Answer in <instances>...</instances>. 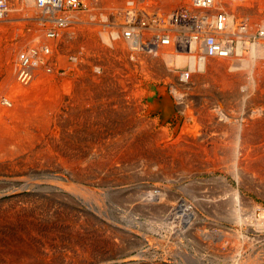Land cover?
<instances>
[{
  "label": "bare ground",
  "instance_id": "6f19581e",
  "mask_svg": "<svg viewBox=\"0 0 264 264\" xmlns=\"http://www.w3.org/2000/svg\"><path fill=\"white\" fill-rule=\"evenodd\" d=\"M7 1L9 10L0 22L16 19L12 14L22 10V13L18 12L19 15L22 14L19 19L23 20L18 21L19 26L31 23L32 20H36L40 26L38 25L39 27H36L33 33L30 31L31 34L23 35L15 47L10 45L4 54L6 64L4 69L7 70L8 75L5 74L8 78L4 75V80L0 79V264H47L52 258H50V252L39 250L40 246H37L35 240H41L44 247L49 248L50 239L60 233L54 234L55 231L58 232L54 226L56 222L79 221L87 223V226L95 224L103 229L104 224L108 223V216L102 209L104 207L102 204L117 203L122 195L120 186L126 185L128 188L130 185L125 181L130 180L132 174L138 171L135 167L137 171L132 173L135 164H138L145 173L151 166L160 165L157 163L162 159L161 155L164 151V158L173 159L172 162H175L180 169L185 168V164L188 166L189 154L192 153L189 148L193 146L194 141L191 138L186 141L183 137L185 134L188 136L191 134L190 129L180 127L184 130H180L183 133L178 131L180 135H177L174 132L177 137L168 139L163 131L156 132L155 137L146 133L148 122L146 125L133 123L132 112L134 111L132 110L136 109L135 105H138L136 101L140 97H149L147 95L149 92L146 93L144 88L141 90V87L137 89L131 86L134 81L132 73L137 71L136 68H140L138 71L142 77L145 76L146 81L151 80L150 78H157L156 80L160 79L164 82L171 80L170 84L173 83L170 91L175 102L183 101L184 94L190 87L199 89L201 86L207 88L208 92L220 86V89L226 88L233 92L232 94L230 92V98L236 97L235 94H237L243 102H250L253 98L255 100V92H262L260 87H264V63L261 62L264 61V15H256L264 10V0H212L211 4L204 9L195 7L193 0H81L85 8L82 11L67 8V0H63V9L58 12H53L57 9L40 6L37 0H20L21 5L17 4L19 1H14L11 5L9 2L11 0ZM180 11H187L190 15L198 17L206 15L207 19L194 34L185 38L187 43L182 41L181 45H178L179 39L183 37L180 36L174 22ZM50 13L51 16L48 15ZM242 15L247 17L246 20L241 19ZM41 19L49 20V22L42 24ZM137 23L138 26H135ZM141 25L145 29L138 28ZM11 27L9 29H12ZM16 30L18 32V28ZM210 36L219 46L218 51L212 55L208 53L205 43ZM164 38L168 39L167 45H164ZM186 47H189V53ZM21 54L28 58L29 63L23 69L18 67ZM224 67L225 69L221 72V68ZM19 70L23 71L21 76L17 74ZM228 74L235 75L228 76ZM167 96L163 93V100L153 102L155 105L152 108L155 111L163 110L170 115L173 105ZM205 100L204 102H207ZM217 108L216 112L220 113L218 118L226 120L227 128L236 134L234 141L230 139L232 144L229 151L228 149L226 151L238 160L241 156L243 157L242 162L246 167L245 169L239 167L241 171L264 180V142H262L264 139L260 140L258 137L264 136V110L249 112L248 115L251 116L249 118L252 120L248 121L247 117V121H244L245 115L236 117L237 114L245 111L241 108L236 109L233 105H230L229 109L228 107ZM139 110L136 109L137 112ZM226 110L232 114L230 113L229 116L228 112L225 113ZM209 113L211 115V111ZM200 119L197 117L198 121ZM195 124L197 127L198 123ZM200 125L196 131L203 128V126L199 127ZM204 125L207 126V124ZM211 129L212 126H210ZM226 131L229 132L226 129L224 133ZM159 137L161 140L164 138L163 147L156 140ZM203 142L206 144L204 140ZM210 146L214 153L225 152L226 146L216 145V142ZM199 148L197 150H200ZM216 159L217 156L214 159L215 164ZM218 159L220 161V158ZM190 161L191 159L189 163ZM230 162L232 163V159ZM165 164H162L166 166L162 168V171L167 179L171 177L169 172L172 170L169 171L170 168ZM230 166L232 168V165ZM50 167L56 168L60 173L53 175L42 172ZM32 169H39L40 171L37 170V172L41 174L30 175ZM121 172H125L124 178L120 177ZM151 175L153 174L151 173L150 177L154 176ZM235 177V181L236 179L240 181V177L236 174ZM138 179V177L135 178V183ZM144 186L143 189L146 191L148 187ZM161 186L164 185L161 184ZM149 188L148 190L153 189ZM145 191L138 197L139 202L132 203L134 215L130 214V220L125 221V227L123 226L125 241L128 248L136 252L137 262L139 260L140 264H164V261H177L178 264H203L200 261H190L183 253H174L169 243L168 233L164 239L167 240L165 242L168 246L167 253L163 251L158 255L149 250L152 235H154L152 231L164 224V219L170 221L169 231L175 233V236L179 234L176 237L178 238L180 235L185 236L184 230L193 225L197 216L196 210L182 205L174 200L175 197L173 198L172 195L169 197L172 202L168 201L164 204V201L157 200V198L164 200V195L159 192ZM235 191L236 198H239L240 193ZM233 210L232 220L238 224L243 237L244 231L252 222L250 218L252 214L256 213L257 216L264 218V209L254 203L240 202ZM215 212L217 213L216 210ZM221 213L224 212L221 211ZM119 226H116L117 232H114L117 236ZM78 229L76 230L79 231ZM192 231H195L196 235L205 234L204 229L201 228ZM67 238H70L71 242L75 241V236ZM230 239L229 235L221 232L219 242H216L217 240L216 243L212 242L213 246L210 247L215 257L211 256L216 259L215 261L219 260L222 264H262L264 261L262 252L254 255L248 252L249 255L245 253L243 255L245 246H251V243L248 244L246 240L239 247L230 245L222 249V246L224 247L226 242L229 243ZM164 240L157 241L156 247L164 243ZM81 256L87 255L82 253Z\"/></svg>",
  "mask_w": 264,
  "mask_h": 264
},
{
  "label": "rangeland",
  "instance_id": "374dc122",
  "mask_svg": "<svg viewBox=\"0 0 264 264\" xmlns=\"http://www.w3.org/2000/svg\"><path fill=\"white\" fill-rule=\"evenodd\" d=\"M14 1H17V2L19 1L17 4L18 5H21L20 4V0H13V1L11 0V1H9L10 2V5ZM18 12L19 13L20 12L22 13L23 11L22 10H17V13L15 11L12 14V16L15 15L14 17H16V19H10L9 21H2V22H0V47H1L0 48V72H1L0 73V77H1L0 79H3V80H4V75H5V77H6V74L8 75L7 70L4 69V67L6 68V66H5L6 64H5V60H4V58H5L4 57V54H5L6 50L10 47V45H11V47H15L17 45V43H19L21 41L20 38H22L23 35L33 33L34 32L33 30L36 27H39L40 26L36 20L35 21L32 20L31 23L28 22V23H25V24H21V26H19L20 25L19 22H22L23 20H20L19 19L22 14L19 15ZM152 13H154V12H152ZM258 14L260 16H263L264 15V10H261L260 13H256V15H258ZM11 18H13V17H11ZM242 18L244 20H246L247 17L245 18L244 15H242L241 16V19ZM12 20L14 22H16V23H14ZM143 20L144 21H147L146 19H143ZM10 21H12L13 23L10 22ZM33 24H34V26H33ZM35 24H36V26H35ZM2 27L3 28L4 27H7V28H4L5 29L4 30ZM10 27L14 30L13 32H12V29H9ZM17 28H18V32L16 30ZM9 30H10V32H9ZM30 31H31V33H30ZM6 35H7V37H6ZM14 36H15V38H14ZM8 37H10V38H8ZM6 38H8V39H6ZM15 58H16V56H15ZM1 61L3 63H1ZM140 65L138 64V66H140ZM138 68H136L137 71H135L134 73H132L133 76H134V78L132 77V79L134 81H132L133 83L131 84V86L134 87V88H137V89L139 87H141L140 88L141 90L144 88L143 90L146 91V93L149 92L147 94V95H149V97L148 98L147 97L146 98L140 97L139 100L136 101V103L138 105H135L134 104L136 106L137 111L139 109L140 110H139V112H137L135 108H134V110H132V111L135 112V113L132 112L133 113V118H132L133 123H136L135 125H141V124H145L146 125L147 122H148V124L146 125L147 126L146 127V131H145L146 133H148L149 135L151 134L150 136H152V137H155V135H157L156 132L159 131L158 133H160V132L163 131L164 132V135H166L168 139H174L175 137H177V135H180L178 133V131L180 132V130H183L182 128H188V129H190L191 130V132H190L191 134L189 136H188V134H185V136L183 134V136H184L183 139L187 141L188 138H191L194 141L192 145L193 146L196 145V146H194V147L193 146H190V148H189V150H191L190 152H192L193 154L192 153L189 154V157L190 158L188 159V166H187V164H185V166H184L185 168H181L180 169L178 167V165L176 166L175 162L174 163L172 162V161H174L173 159H169V157H165L164 158V151L162 152V155H161V156H163L162 159L164 158V161L161 159L160 162H162V163H160V162L157 163V164H160L159 166H157V165H156L157 167L156 166H153V167L151 166L150 168H148V170L145 173L138 166V164H135L134 165V170H132V173H134V171L136 172L138 170L136 172L137 175H136V173H134V175L132 174V177L130 178L131 181L130 180H126L125 181V182H127L126 184L130 185L128 188H127L126 185H123V186L121 185L120 186V188H122V190H121L122 191V195H120L121 198L117 201V203L112 204V203H108V202L106 203L105 202V203L102 204V205H104V207H102V209L106 211L107 216H108V220H107L108 223L107 224H104L103 229H101V227L99 228V226H97V225L95 226V224H88V226H87V223H80L79 221H74V222L59 221V222L54 223L55 228H57V230H58V232L55 231L54 234H56V233L58 234L60 232L58 235H56V237H54V238H56L57 241L54 238H51L50 239L51 240L50 241L51 244L49 243V245H48L49 248H46V247H44V245H43L44 243H42L41 240H39V239H36L35 240L34 239L37 242V246H40V248L39 247H35V246H34V248H39V250L42 249L41 251H44L46 253H49L50 252V258L51 257L52 258H51V261H48L47 264H49L50 262H51L50 264H54L53 262H55V264H128V263L129 264H136V263L137 264H140V261L138 260V262H137V260H136L137 259V257H135V253L136 252L134 250L131 251L128 248V244L125 241V233H123V231L125 229L124 228L125 227V221L128 222V220H130L129 215L132 214V213L134 215V210H133L134 209V206H133V204L139 202V200H138L139 198L138 197H140L141 194L143 193V191H145L143 189L145 187L144 185H147L148 188L150 187L149 189H151V188H153V189L148 190V188H147L145 192H147V191L148 192H152V193L159 192L160 194L164 195V200L157 198L158 201L159 200L160 201H164V204L167 203L168 201L169 202H172V200L169 199V197H171V195H172L173 198L175 197L174 200L182 203V205L188 207L191 210H194V211L196 210L195 213H196V216H197L196 217L197 219L193 223V225L191 227H189V228H186L187 230H184L185 233H186L185 236L182 237L180 235V237H178V238H176V237L179 234H177V236H175L176 235L175 233L169 231V227H170L169 226V222L170 221L168 219H164L165 220L164 221V224H162L161 226H159L158 229H155V230L152 231L154 233V235H152V237H153L152 238V244L149 247L150 248L149 250L151 252L158 253V255L160 253L162 254L163 251H164V253H167L168 250L166 251V249L168 248V246L165 245V242L167 240H164V239L169 234L170 235V236H168L169 237V240H170L169 243L171 244V247L174 250V253H177V252L178 253L179 252L180 253H183L190 261H200L203 264H210L209 262H211V264H213V263H215V264H222L219 260L218 261H215L216 259L214 258L215 257L214 251H212V249H211L210 246L211 245L213 246V243L219 242V240H218L219 239V235L221 234V232H224L225 234L229 235L231 237V239H230V242L229 243L226 242V244H225L224 247L222 246V249L228 248L230 245H238V247H239V245L243 244L244 241L246 240V241H248V244L251 243L250 244L251 246L250 245H249L250 247L245 246L243 255H245V254H248L249 255V253H250V255L251 254L254 255L255 253H258V252L264 253V218H261L259 215L257 216L256 213H254L255 215L252 214L250 216L252 222H250V224L248 225L249 228L244 231V237H243L241 235V232L239 231L238 224H235V221L232 220V216L233 215H231L232 210L234 208H236L237 203H240V202H242V204L254 203L256 205L261 206L264 209V180L259 179L255 175L254 176H251L249 173H246V172L244 173L243 170L241 171L240 169L242 167L244 169L246 167V165H244V163L242 162L243 161V157L241 156L242 158L240 157V159L238 160V159H236L234 157V155H231V154H229L227 152V151H229V147L232 144L231 140L233 139L232 141H234L236 139L235 138L236 134L232 133L230 131V129L227 128L228 122L226 120H223L222 118H218L220 116V113L219 112H216V110H214V109L210 110L211 108H210L209 97H208L209 96V92L207 91V88H204L203 86H201L199 89H194V87H190V89H187L186 92H185V94H184L185 95L184 96L185 99L183 101L177 100L175 102L174 101L175 99H174V97H173V95H172V93L170 91L171 85L173 83L172 82L170 84V81L171 80L168 79L167 82H164L163 80H160V79L159 80H156L157 78H154V79L150 78L151 80H147L146 81V79L144 78L145 76L142 77V75L138 71ZM2 70H3V72H2ZM14 74H15V72H14ZM230 75L232 76V75H235V74H228V76H230ZM6 78H8V77H6ZM136 78H138V79H136ZM142 84H143V86H142ZM165 86L167 87V89H166ZM260 88H261L260 90H263L262 88H264V87H260ZM5 89L7 90V88H5ZM200 89H201V91H199ZM204 90H205V92H204ZM263 92H264V90H263ZM163 93H164V95H166V96L168 95L169 96L170 102L172 101L171 102V105H173V110H171L172 113L170 115L164 113L163 110L156 109V111H155V109L152 108V106L155 105V103H153V102H156V101L160 102V101L163 100ZM204 95H205V97H204ZM205 98H207V100H205ZM204 100L207 101V102H204ZM142 103H144L145 105L142 104ZM150 103H151V106H150ZM206 108H208V109H206ZM190 109H192V110H190ZM198 110H200V111H198ZM210 111H211V115L209 113ZM203 112H204V114H203ZM205 112H207V113H205ZM226 112H228V115L230 116V113L231 112H229L227 110L225 111V113ZM249 112L251 113L253 111H246L245 110V111H243L242 114H237L236 117H239L240 115L242 117V116L245 115L244 118H243V120L244 121L245 120L247 121V119L250 116V115H248V114H250ZM208 113H209V115H208ZM189 115L191 116V118H190ZM139 117H143V118H139ZM166 117H168V118H166ZM197 117H198V119L201 118L199 120L200 122L197 120ZM147 118H150V119H147ZM178 118H179V120H178ZM154 119H156V120H154ZM231 119H233V118H231ZM233 120H231V121H233ZM251 120H252L251 118L248 119V121H251ZM153 123L154 124L156 123V124L154 125ZM161 123H163V124H161ZM184 123L186 124V126H185ZM195 123H198V125H200L199 123H201V125L199 127L203 126V128L201 127L199 129V131H196V130H198V125H197V127H195L196 126ZM215 123H221L222 125L221 126H215ZM204 124H207V126L204 125ZM211 124H213V125H211ZM160 125H161V127H160ZM152 126H154V128ZM189 126L190 127L193 126L191 128L194 129L195 131H193ZM208 126H209V129H208ZM210 126H212V129L211 130H210ZM180 127H182V128H180ZM213 127L214 128L216 127L218 129H216V128L214 129ZM204 128H205V130H204V133H203V129ZM222 128L224 129L223 131L220 130ZM226 129L229 130V132L226 131V133H224V131ZM219 130H220V132H219ZM154 131H155V133H154ZM174 132L177 135L174 134ZM180 133H183V132L181 131ZM196 133H198V134H196ZM172 134H173V136H172ZM206 134H207V136H206ZM193 136H195V137L197 136V137L196 138L195 137L193 138ZM212 137H214V138H212ZM258 137H260L259 138L260 140L262 138L264 139V136H258ZM156 140L159 143H161L160 146L164 142V138L161 140L160 137H159V139L156 138ZM199 140H201V141H199ZM203 140L206 142V144L203 142ZM211 140H213V141H211ZM224 141L226 142V144H225ZM213 142H216V145H222L223 147L226 146L225 147V152H221L220 153V152L217 151L216 153H214L213 151H211L212 150L211 149L212 147L210 146V144H212ZM262 142H264V140H262ZM199 143H202L203 145L205 144L206 147H204L205 145L203 146L202 144H199ZM207 143H209V144H207ZM207 146H208V148H207ZM161 147H163V145ZM195 147H197V148L195 149ZM198 147H200L199 148L200 150H197ZM202 148H203V150H202ZM227 153H228V155H227ZM198 154H200V155H198ZM201 154H203V155L201 156ZM215 156H217V159H216L217 160L216 161L217 163L216 164H215V160H214L215 159ZM218 156H220V157H218ZM210 157H212L213 160ZM218 158H220V161L221 162L219 161ZM190 159L192 161V162L190 161L191 164L189 163V160ZM206 159L208 161V162L206 161L207 163L205 162ZM231 159H232V163L230 162ZM168 160H170V162H168ZM202 160H204V161L202 163H200V161H202ZM165 161H166V164L168 165V167L170 168L169 171L172 170V171L169 172L170 173L169 175H171V177H169L167 179H166V177H164L165 176L164 175V171H162V168L163 167H166V166L162 165V164H165ZM171 163H172V165H171ZM196 163H199V164L197 165ZM204 164H205V166H204ZM212 164H213V166H212ZM191 165L194 166V167H192ZM206 165L208 167H206ZM230 165H232V168H231ZM197 166H198V168H197ZM135 167H137V170H136ZM239 167H241V168H239ZM159 168L161 169L160 171H159ZM230 169H231V171L229 172ZM238 169L240 171H238ZM37 170H39V169H32V170H30V173L29 174L32 175V174L39 173V172H37ZM163 170H165V169H163ZM174 171H175V173H173ZM208 171H210V172H208ZM42 172L48 173V174H53V175H56V174L60 173V171L57 170L54 167L53 168L52 167L45 168ZM150 172L154 175V176L151 175L153 177H150V174H151ZM189 172H192V173H189ZM194 172H195V174H193ZM142 173H143V175H142ZM146 173H150V174H146ZM234 173L236 174L237 177H240V181H238L237 179H236L237 182L235 181V178L236 177H235V174ZM39 174H41V173H39ZM124 175H125V172H121L120 173V177L121 178H124ZM160 175H161V177H158ZM183 176H186V177H183ZM137 177L139 179L136 180V183H135V178L137 179ZM162 177H164V178L162 179ZM247 178H248L249 181L247 180ZM140 179H141V181L142 180L143 181L142 182L139 181ZM144 179H146V180H144ZM260 180H261V182H260ZM129 181H130V183H129ZM132 182L134 183L133 186H132V184H133ZM144 182H145V184H144ZM160 183L162 185H164V186L162 187ZM169 183L171 185H169ZM175 183H176V185H175ZM249 186H251V187H249ZM154 188H156V189L154 190ZM132 189H134V190H132ZM232 190H233V193H232ZM235 190H237V192L240 193L239 198H236V196H235V192L236 191ZM139 191H141V192H139ZM127 193H128V195H127ZM241 193L243 195H241ZM168 195H170V196H168ZM232 196H233V198H232ZM241 197H243V198H241ZM125 198H127V199L125 200ZM122 203H123L124 206L123 205H120ZM213 207H216V209H213ZM130 208H131V210L129 211ZM218 209H219V212H218ZM227 209L230 210V211H228ZM215 210L217 211V213L215 212ZM221 211H223L224 213H221ZM226 212H227V214H226ZM73 224H74V226L76 225V227H74ZM119 224H122V225L119 226ZM84 225H86V226H84ZM116 226H119V227H117L118 230H119V232H118L119 233L118 234L119 237L114 234V232H117V231H115ZM155 226H156V224H155ZM195 227L196 228H201L202 230L204 229V233L205 234H201L200 233V234H197L196 235L195 231H192V230H196ZM105 228H107V230ZM71 229H72V231H69ZM76 229H78L81 232L77 231ZM88 230H89V232H88ZM65 231H66V235H65ZM101 232H102V234H100ZM72 233H73V235H72ZM61 234H62V236H64V238L61 236ZM72 236H75V241L74 242H71V239L70 238H67V237H72ZM83 237H85V238L87 237V239H85ZM170 237H172V238H170ZM95 238H97V240ZM186 238H188V239H186ZM82 239H84V240H82ZM161 239L164 240V243H162L161 245H158L156 247L155 244L157 243V241H160ZM221 239L223 240L225 238H221ZM221 239H220V241H221ZM89 240H92V241H89ZM94 240H96V241H94ZM178 240H180V241H178ZM80 242H81V244H80ZM180 242H181V244H180ZM183 242H185V243H183ZM209 242H211V244H209ZM74 243H75V245H74ZM83 243H84V245H82ZM87 243H89V244H87ZM100 243H102V244L100 245ZM104 243H106L107 246ZM46 244H47V242H46ZM77 245H79V246L81 245V246L79 247ZM252 246H253V249H251ZM99 247H100V249H99ZM96 248L99 249V251ZM261 250H263V251H261ZM90 251H91V253H90ZM95 251H97V252H95ZM82 253L83 254H86L87 256H81ZM87 253H89L90 255H92V257L89 254H87ZM259 254L257 255V257L259 256ZM55 255L58 256V257H56ZM66 255H68V256H66ZM156 255H154V256H156ZM211 255L214 256V257L212 258ZM73 257L74 258L77 257V258L74 259ZM262 259H263V255H262ZM164 264H178V262L177 261L176 262H174V261H169V262L164 261ZM262 264H264V261H262Z\"/></svg>",
  "mask_w": 264,
  "mask_h": 264
},
{
  "label": "built area",
  "instance_id": "2783aa9c",
  "mask_svg": "<svg viewBox=\"0 0 264 264\" xmlns=\"http://www.w3.org/2000/svg\"><path fill=\"white\" fill-rule=\"evenodd\" d=\"M37 1H38V4L42 7H45V8L49 7L51 9H57L53 12H58V11H61L63 9L62 8L63 0H37ZM211 1L212 0H193V3H194L195 7H197V8L199 7L201 9H204L211 4ZM66 4H67V8L80 10V11L85 9L81 0H67ZM8 10H9L8 1L7 0H0V20L4 19L6 17ZM48 11H50V9H48ZM50 12H52V10ZM48 15L51 16L52 14L50 13ZM218 17L220 19L221 16L219 15ZM58 18H61V17H58ZM206 19H207L206 15L198 17L196 15H190L187 11H180L177 14L175 22H174L180 36L183 37L182 39H179L178 45H181L182 41L183 42L186 41L185 38H187L188 35L190 36V35L194 34L195 30L197 28L201 27ZM41 21H43L42 24L49 22V20H43V19H41ZM59 22H61V20H59ZM135 26H138V23ZM138 28L145 29L142 25H141V27L139 26ZM125 33H130V32H125ZM260 34H261V32H260ZM127 36L129 37V35H127ZM163 40H164V45H167L168 39L164 38ZM186 43H187V41H186ZM205 43L207 46L208 53L210 55L215 54L218 51L219 46L214 41L213 37H211V36L208 37ZM186 46H187V44H186ZM185 49L189 53V47L188 48L186 47ZM28 65H29L28 58L25 57L23 54H21L20 55V63L18 66L19 69H23L24 67H26ZM17 74L19 76H21L23 74V71L19 70V73H17ZM24 75H26V73H24Z\"/></svg>",
  "mask_w": 264,
  "mask_h": 264
},
{
  "label": "crops",
  "instance_id": "0c3cea01",
  "mask_svg": "<svg viewBox=\"0 0 264 264\" xmlns=\"http://www.w3.org/2000/svg\"><path fill=\"white\" fill-rule=\"evenodd\" d=\"M261 62H263L264 63V61H261ZM225 69V67L224 68H221V72L223 71ZM243 70V69H242ZM218 87V88H217ZM222 88V87H221ZM219 89H220V86H216V87H214V89H212L210 92H209V104H210V108L211 109H213L214 108V110L218 107V106H220V107H218L217 109H221V108H223V109H226L227 107H228V109H229V106L231 105H233L234 106V108L236 107V109H239V108H241L242 110H246V111H253V110H264V92H263V90H264V88H262L263 90H262V92H259V91H256L255 93H256V97H255V100H254V98H253V100H250V102H248V101H245V102H243V100L241 99L240 100V98L239 97H237L238 95L237 94H235L236 95V97H233V98H230V96H231V94L233 93V92H231L229 89V92H228V90L225 88H223L224 89V91H223V89H220V91H219ZM222 90V91H221ZM225 92V93H224ZM230 92H231V94H230ZM221 93V94H220ZM227 93V94H226ZM223 94H225V95H223ZM229 94H230V96H229ZM240 94L242 95L243 94V92L241 91L240 92ZM221 98H220V97ZM228 100H227V99ZM226 99V100H225ZM234 100V101H233ZM237 100V101H236ZM239 100V101H238ZM211 101H212V103H211ZM236 101V102H235ZM221 102H223V103H221ZM235 102V103H234ZM217 103V104H216ZM233 103V104H232ZM238 103H240V104H238ZM241 103H243L242 105H241ZM235 104V105H234ZM246 104V105H245ZM250 104V105H249ZM218 105V106H217ZM237 105H239V106H237ZM244 105V106H243ZM226 106V107H225ZM256 107V108H255ZM260 108V109H259ZM221 123H215V125L216 126H221L220 125Z\"/></svg>",
  "mask_w": 264,
  "mask_h": 264
}]
</instances>
